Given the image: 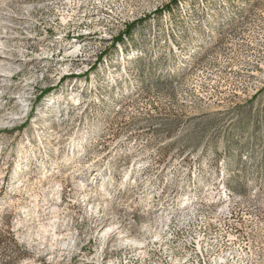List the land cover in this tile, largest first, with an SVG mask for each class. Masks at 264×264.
<instances>
[{
	"label": "rangeland",
	"instance_id": "obj_1",
	"mask_svg": "<svg viewBox=\"0 0 264 264\" xmlns=\"http://www.w3.org/2000/svg\"><path fill=\"white\" fill-rule=\"evenodd\" d=\"M171 1L0 0V264H79L193 202V172L204 198L228 175L264 264V0Z\"/></svg>",
	"mask_w": 264,
	"mask_h": 264
},
{
	"label": "bare ground",
	"instance_id": "obj_2",
	"mask_svg": "<svg viewBox=\"0 0 264 264\" xmlns=\"http://www.w3.org/2000/svg\"><path fill=\"white\" fill-rule=\"evenodd\" d=\"M2 61L0 58V62ZM227 178V174L220 175L216 180L219 191L204 198L198 195L199 172H193L190 181L197 190L194 201L186 205L167 206L157 211L146 223L137 227L134 234H131L129 229L106 220L107 225L96 231L100 237H105L106 242L101 238L104 245H97L94 239L96 234L90 236V240L87 239L83 246L87 248L91 246L92 250L99 246V250L76 257L78 263L245 264V260L243 261L245 254L236 243L240 226L235 224L229 208L231 192L226 186ZM188 197L186 194V198ZM103 208L99 217L89 221L87 226L90 229L95 230L97 220L101 221L102 217L106 218L108 215L105 214V207ZM97 212L95 216H98ZM112 237L115 238V242L111 240ZM74 244V240L70 239V245ZM74 259L72 256L64 258L62 255L60 262ZM58 260L56 258L53 264H58Z\"/></svg>",
	"mask_w": 264,
	"mask_h": 264
},
{
	"label": "trees",
	"instance_id": "obj_3",
	"mask_svg": "<svg viewBox=\"0 0 264 264\" xmlns=\"http://www.w3.org/2000/svg\"><path fill=\"white\" fill-rule=\"evenodd\" d=\"M171 3H172V4H173V3L176 4V0H172ZM165 8H166V9H169V8H170L169 4H166V5H165ZM156 12H157V13H160L161 10L158 9ZM136 22H138V21H135V22L133 21V22H131V23H128V24L125 26V29H124L123 33H122V34H118V36L116 37V39H113V40H114V41H123L122 36H123V35H127V34H129L130 31H131V29H132V27H133V25H134ZM1 242H2V240L0 239V243H1Z\"/></svg>",
	"mask_w": 264,
	"mask_h": 264
}]
</instances>
